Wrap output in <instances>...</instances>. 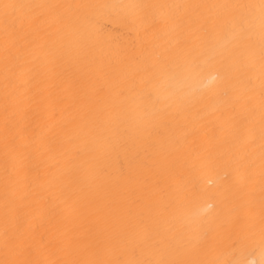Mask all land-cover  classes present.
I'll return each instance as SVG.
<instances>
[{
  "label": "bare ground",
  "instance_id": "1",
  "mask_svg": "<svg viewBox=\"0 0 264 264\" xmlns=\"http://www.w3.org/2000/svg\"><path fill=\"white\" fill-rule=\"evenodd\" d=\"M25 4L45 5H99L87 10L61 8L45 10V22L34 26L29 40L41 45L38 55L58 59L68 68L69 82L91 78L98 87H105L102 99L92 105V119L96 126L105 124L123 128L144 129L143 139L129 140L126 146L117 145L108 150L104 165L108 171L107 183L112 195L128 204L136 195H144L152 205L161 200L158 186L171 184L165 171L169 162L179 168L187 167L198 158L211 156L218 167L209 174L213 184L206 185L207 193L217 195L196 202L181 203L174 214L155 215L151 226L141 229L121 246H103L102 259L134 264L136 261H155L174 256L179 246L192 236L197 239L196 251L190 258L225 260L230 258L232 239L251 234L258 244L261 231L259 208L261 154L259 128L260 65L258 55L254 71L249 70L252 57L244 44L223 31L212 32L209 18L221 16L220 8H176L174 5L259 4L260 0H12ZM137 6V7H133ZM148 6V7H143ZM90 19L85 20V16ZM207 28V30H206ZM86 31L97 42L85 60H78L73 46L77 32ZM258 39V35H257ZM187 42V43H186ZM191 49H195L191 53ZM187 56L200 68L199 74L188 81L184 91L195 89L185 101L177 104L172 88L165 79L153 80L159 96L157 103L145 102L139 88L128 96L111 94L107 85L119 83L129 87L134 77L151 78L154 65L161 53ZM231 61L227 70L234 76L233 95L218 94L224 82L225 66L222 54ZM258 52V49H257ZM191 53V54H190ZM25 59H32L25 55ZM3 37L0 34V111L3 101ZM252 79V84L249 79ZM171 106V107H170ZM255 106V143H249L250 109ZM167 109V127L160 126L161 115ZM67 127L61 131L63 143H56L41 158V175L48 192L57 202L78 191L88 179L79 154L91 155V145L85 143L90 125L81 119V113H66ZM2 119V117H0ZM174 141V142H173ZM140 161L136 162V154ZM225 171L233 175L234 187L227 188L221 179ZM0 175H2V124H0ZM130 178L133 183H124ZM144 186L143 192L134 190ZM171 190V189H170ZM256 193L255 207L248 206V191ZM2 201V187H0ZM209 205L211 207L209 208ZM207 211H204V210ZM147 212L148 209H145ZM211 219L215 230L203 234L199 225ZM173 223L177 231H170ZM190 224L191 233L180 228ZM55 223H49L50 235L57 234ZM75 231L91 229L99 239L105 238L104 214L86 217L76 214L69 225ZM0 258L3 253L0 251ZM59 258V257H53Z\"/></svg>",
  "mask_w": 264,
  "mask_h": 264
},
{
  "label": "snow or ice",
  "instance_id": "2",
  "mask_svg": "<svg viewBox=\"0 0 264 264\" xmlns=\"http://www.w3.org/2000/svg\"><path fill=\"white\" fill-rule=\"evenodd\" d=\"M99 5H45L25 4L0 0V34L3 37V101L0 111L2 124V201H0V264H120L99 258L103 246L118 247L135 236L141 229L147 230L155 215L174 214L184 202H196L206 196V186L213 184L209 174L218 164L211 156L199 158L187 167L179 168L169 162L165 171L172 183L158 186L161 200L152 205L146 203L144 195H136L124 204L112 193L107 183L108 171L104 158L109 149L126 146L129 140L143 139L150 132L148 128H123L105 124L98 127L92 119V105L102 99L105 87H98L91 78L69 82L68 68L58 59L50 60L38 55L41 45L29 40L34 26L45 22V10L75 8L87 10ZM137 7V6H133ZM148 7V6H143ZM176 8H220L221 16L209 18L207 26L212 32L223 31L233 39L241 41L249 51L253 63L258 55L260 65L259 128L260 142L264 149V0L259 4L224 5H174ZM85 20L90 19L87 15ZM207 30V28H206ZM258 35V39H257ZM96 41L86 31L77 32L73 46L78 50V60H85L96 46ZM187 43V42H186ZM258 49V52H257ZM195 49H191L194 53ZM190 53V54H191ZM32 59H25V55ZM231 57L222 54L225 66L224 82L219 95H233V74L227 70ZM200 68L187 56H172L167 51L160 54L154 65L151 78L138 83L133 77L129 87L119 83L107 85L115 96H128L133 88H139L145 102L157 103L159 96L153 80L165 79L172 88L177 104L192 103L195 89L184 91V86L196 77ZM249 83L255 87L252 79ZM171 107V106H170ZM250 109L248 140L255 143V112ZM81 113V119L90 125L85 143L91 145V155L79 154L88 179L78 189L60 201L49 194L48 186L41 175V158L56 143H63L61 131L67 127L66 113ZM167 109L160 119V126L167 127ZM61 130V131H58ZM174 142V141H173ZM259 208L261 218L260 239L257 244L251 234H242L232 239L231 252L225 260H204L190 258L199 241L192 236L179 246L174 256L155 261H136L134 264H264V151L261 154ZM135 161H140V153ZM221 179L227 188L234 187L233 175L225 171ZM124 183L132 184L130 178ZM171 189V190H170ZM140 185L134 190L143 192ZM248 206L255 207L256 193L248 191ZM211 205H209V208ZM145 209H148L146 212ZM204 211H207L206 209ZM104 214L105 238L99 240L91 229L82 227L78 232L69 227L76 214L97 217ZM55 223L57 234L50 235L47 225ZM186 233L194 229L190 224H181ZM199 228L206 236L215 230L211 219L204 220ZM170 231H177L173 223ZM59 257V258H53Z\"/></svg>",
  "mask_w": 264,
  "mask_h": 264
}]
</instances>
